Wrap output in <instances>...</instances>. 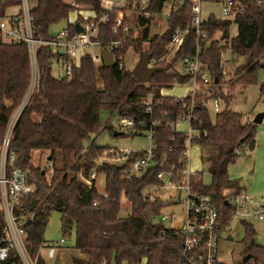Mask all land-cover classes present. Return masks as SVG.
Wrapping results in <instances>:
<instances>
[{
	"label": "trees",
	"instance_id": "obj_1",
	"mask_svg": "<svg viewBox=\"0 0 264 264\" xmlns=\"http://www.w3.org/2000/svg\"><path fill=\"white\" fill-rule=\"evenodd\" d=\"M166 1L149 0L148 10L158 13ZM19 2L0 0V20L5 18L8 7ZM69 2L88 7L97 16L104 12L100 0H35L30 15L38 35L43 38L53 36L49 32L50 27L66 21L74 10ZM187 6L188 1L184 0L178 11L165 22L166 29L161 34L150 36L149 29L145 28L140 36H136L130 29L123 44L112 51L113 66L102 63L96 67L90 56L85 55L80 67L73 71L69 79L53 75L49 47H39L36 56L39 71L37 91L30 96L18 116L9 143V152L17 157L16 165L30 170V182L35 188L33 193L19 199L13 212L17 217H25V248L36 264H42L38 252L52 211L59 213L63 238L74 230V248L84 256L74 258V264H195L191 255L182 257L181 235L166 228L157 219L165 203L159 199L148 201L142 195L144 188L159 182L156 179L159 171L177 163L188 145L215 148L208 164L210 184L203 185L200 180H195L193 186L199 193L209 196L215 204L222 227L228 224L232 207L225 204L229 200L227 191L238 192L240 188L237 180L230 179L227 168L237 158L234 150L241 148V139H245L244 143L253 142L257 125L242 122L241 114L227 108L211 116L207 109L200 106L203 94L198 91L191 110V125L198 136L188 138L186 133L170 130V126L178 122L182 114H188L190 97L176 99L162 96L160 91L190 81L191 77L178 72L175 66L183 58L195 55V31L189 28L170 65L163 60L155 63V67L164 68V71L154 74L146 84L138 83L130 70L119 68L120 58H124L130 48L138 55L145 52L152 59L163 58L174 28L185 27L189 23ZM118 11V8L106 11L109 19L99 27L104 42L121 37V34L111 33ZM129 11L124 15L127 21L131 20L133 14L132 8ZM136 20L140 26L150 25V19L137 17ZM232 24L237 28L234 37L229 36ZM67 29L74 33L73 25H68ZM205 31L215 41L202 43L198 57L208 74L218 79L213 86L216 88L213 96L227 103L229 95L217 92L220 85L226 83L220 79L222 55L229 49L233 56L244 61L251 57L250 65L240 75L231 76V86L248 85L255 81L256 70L264 68V8L255 2H247L244 12L232 21L217 19L210 13L205 21ZM223 33L222 43L220 38ZM145 44H148L147 51H144ZM29 78L30 66L25 44L0 42V144L11 115L25 96ZM260 92L264 95V84L260 86ZM149 96L153 102L150 114L145 113L144 103H139ZM101 110L114 111L118 118L126 116L135 119L134 129H119L121 136L146 134L152 121L159 122L153 127L152 135L156 165L143 177L126 179L122 176L123 167L110 163L103 162L97 166L98 159L110 147L94 145L91 137L106 129L109 132L115 130L103 126L99 116ZM86 142L89 143L87 146L84 145ZM36 150L49 152L50 159L57 152L60 153L61 167L54 168L49 179L45 177L46 169L30 165V154ZM136 155L130 156L127 162H131ZM93 171L96 176H104L102 193L97 191L95 180L90 187L81 180L80 176L87 178ZM104 195L107 197L104 198ZM122 199L130 204L129 212L123 215ZM0 225L3 226L1 207ZM243 228L245 247L242 254L250 258L245 262L241 259L238 264H264V251L254 242L256 234L253 226L243 223ZM12 263L22 264L14 248H10L7 259L0 262Z\"/></svg>",
	"mask_w": 264,
	"mask_h": 264
},
{
	"label": "built area",
	"instance_id": "obj_2",
	"mask_svg": "<svg viewBox=\"0 0 264 264\" xmlns=\"http://www.w3.org/2000/svg\"><path fill=\"white\" fill-rule=\"evenodd\" d=\"M184 0H167L163 8L158 12H151L148 10L149 0L129 1L128 9H133V15L137 13L142 19H153L158 14L162 13L165 22L170 16L176 13ZM187 12L189 15V23L185 27L178 26L174 28L169 44L166 47V54L159 60L150 59L148 61L149 67H154L158 61H165L170 65L172 60L184 42L185 36L189 28L195 31L196 53L193 57H185L178 64L181 73L189 75L193 82L192 93L190 97V106L188 114H182L178 121L185 123L187 129L185 131H178L174 125L170 126L172 132H183L188 135V138L198 136L192 128L191 122L193 116L191 110L195 103V94L202 89L203 96L199 104L202 108L207 109L210 114H217L221 111L219 106V99L213 96L214 77H211L206 71L205 66L200 61L199 46L209 44L215 39H210L208 33L205 31V21L208 15L203 17L202 4L203 3H217L220 6V15L217 19H227L232 21L235 16L240 15L246 9L247 2H255L257 6L264 8V0H187ZM69 5L74 8L73 11L81 9L80 6L74 2H69ZM19 12L16 17L0 20V42L2 43H20L23 42L28 53V60L30 66V78L25 96L21 103L15 109L9 123L5 129L2 141L0 144V207L3 214V226L0 229V262L7 259L8 250L14 248L17 252L22 264H36V260L32 259L28 254L25 243V231L23 224L25 217L15 216L13 209L19 199L33 193L35 188L30 182L31 172L29 169H22L16 165L17 157L15 153L9 152V143L11 133L15 122L21 111L26 106L29 98L37 91L38 87V66H37V51L41 46H47L50 50V62L53 67L55 64L61 69V77L69 79L75 69L80 67V61L85 55H89L94 65L98 67L103 63L102 50L107 49L111 54L112 51L117 50L124 42V39L129 35L131 29V22L125 20L122 9H119L114 26L111 29L112 35L121 34L119 38L111 39L107 42L102 41L99 27L101 24L108 21V13L106 11L116 8L111 4L106 6L105 3L101 6L104 9L100 15H95L92 18H85L78 20L81 30L72 34L67 28L53 34L51 38H43L38 35L37 31L32 26V17L30 15L31 8L28 6V0H20ZM164 9H166L165 12ZM214 14V13H213ZM75 22V23H76ZM72 23L70 25H73ZM74 28V27H73ZM105 45V47H103ZM98 46L101 48L99 53H87L86 49L89 47ZM114 60V56L112 54ZM123 59L120 58L119 68L123 69ZM221 75L220 79L224 82L228 78V71L226 66L228 59L221 58ZM163 89L160 91L162 96ZM182 99V98H176ZM145 105V113L150 114L153 108L152 98L149 96L143 102ZM160 103V102H159ZM248 115L242 116V122H246ZM119 126L121 130H130L136 127V122L133 117H119ZM159 124L158 121H152L151 127L146 132V137L149 145L143 149H127L110 147L104 152V156L98 159V165L102 163L114 164L118 167H123L122 176L126 179H139L143 177L147 171L156 165L154 160L152 143L153 127ZM134 153L137 155L131 162H127L130 156ZM234 154L239 156L240 149H235ZM187 148L181 154L177 163H172L165 170L159 171L156 174L157 184L149 185L143 189L142 195L148 201L158 199L159 190L174 191L177 194L175 203L184 207V224L181 230H174L179 233L182 238V257L191 255L195 264H217L219 261V242L223 232L231 222L239 223L243 227V223H248L255 226L253 222H259L264 226V194L260 200L262 202H255L253 197L245 190L227 191L228 202L232 207L231 217L228 224L222 227L221 218L215 204L210 197L199 193L194 189L193 182L200 180L198 173L191 171L187 167ZM81 180L90 187L92 181L96 178V173L93 171L89 177ZM107 195H104L106 198ZM160 200V199H159ZM171 197H167L163 202L164 206L170 205ZM173 203V202H172ZM96 205V202L94 203ZM163 206V207H164ZM162 207V208H163ZM162 208L158 212L157 219L163 224L167 220H173L174 217L166 216L162 212ZM256 234V233H255ZM227 235V234H226ZM62 241V240H61ZM259 247L264 251V235L262 236ZM13 264V263H12ZM101 264H106L102 262Z\"/></svg>",
	"mask_w": 264,
	"mask_h": 264
},
{
	"label": "rangeland",
	"instance_id": "obj_3",
	"mask_svg": "<svg viewBox=\"0 0 264 264\" xmlns=\"http://www.w3.org/2000/svg\"><path fill=\"white\" fill-rule=\"evenodd\" d=\"M35 5V0H28V6L32 8ZM14 9V7H9V10ZM202 14L203 17L209 13H215L217 16L220 15V6L217 3L205 2L202 4ZM7 11V12H8ZM164 9L163 12H165ZM73 12V11H72ZM70 13V16L72 15ZM139 15L135 13L130 22L131 30L134 32V35L140 36L145 28L149 29L150 36L161 34L166 29V23L163 17V14H158L155 18L150 19L149 27L140 26L137 22V17ZM66 26V21H61L55 25H52L49 29L50 33H56L61 29H64ZM235 28L232 26L229 29V36H235ZM221 40V39H220ZM223 43V40H221ZM148 44L144 45V51H147ZM101 50L98 46L89 47L86 49L87 53L95 52L99 53ZM223 57L228 59V64L226 69L228 71V78L225 80L226 83L220 85L219 91L222 92V95H229V100L224 103L223 100L219 99V106L221 109L227 108L231 112L238 114L248 115V121H252L255 115L258 113L264 112V95L260 92V86L264 84V68H258L255 74V81L248 85L236 84L231 86L233 71L235 67L244 62L241 58L233 56L229 49H226ZM139 55L134 52L132 48L128 49L126 55L123 59L124 68L131 70L137 63ZM264 61V57H262ZM177 71L180 70L179 64H177ZM52 73L56 77H61L62 71L55 64L52 67ZM224 81V82H225ZM193 82L190 80L185 84L174 85L172 89H164L166 95H172L176 97H183L191 95L192 93ZM200 91V90H199ZM216 91V88L213 87V93ZM198 93V92H197ZM196 95V94H195ZM214 114L211 113V116ZM100 120L103 126L111 127L115 129L113 132H109L107 129L100 132L97 136L91 137V142L96 146L102 147H115V148H127V149H143L149 145V141L146 137V134L136 135L133 137L130 136H121L114 135L115 132H120V126L118 121V115L114 111L101 110L99 113ZM174 126L180 131H185L187 125L178 121ZM184 126V127H182ZM255 141L254 145L251 147L247 142L241 145L240 151L241 154L237 156L234 163L230 164L227 168L228 175L230 179L237 180L238 183L243 184L247 188H251L252 196L255 199V202H262L261 192L264 194V122L260 123L256 127V134L253 139ZM89 143H84L87 146ZM189 146V145H188ZM197 148H200V153L197 151ZM189 160L190 165L193 169L199 170L203 175V182L207 183L209 180L208 176V164L210 157L215 153L214 147L209 146H200V145H190L189 146ZM49 152L47 151H32L30 154V165L33 168L46 169L45 177L50 178L52 170L54 168L61 167V156L57 152L53 159H50ZM98 164V162H97ZM95 187L99 193H102L104 188V176L98 174L95 178ZM257 188V189H254ZM262 194V195H263ZM158 199L161 201L165 200L167 197H171L170 205L164 206L162 212L166 216H173V220H167L163 223L166 228L181 230L184 224V207L175 203L177 194L174 191L159 190L157 195ZM173 202V203H172ZM122 210L121 213L126 214L130 210V204L125 199H122ZM255 233L254 242L258 244L264 235V226L255 222ZM226 234H230L232 239L229 240L226 237ZM43 243L38 252L39 262L42 264H74V258H84L74 248L75 243V233L74 230H71L70 234L65 238L62 237L61 227H60V216L57 211H52L48 219V224L46 226ZM62 239V241H61ZM244 239V230L239 223L231 222L226 230L223 232L220 242H219V261L225 264H238L243 257L242 250L245 247L243 243Z\"/></svg>",
	"mask_w": 264,
	"mask_h": 264
},
{
	"label": "water",
	"instance_id": "obj_4",
	"mask_svg": "<svg viewBox=\"0 0 264 264\" xmlns=\"http://www.w3.org/2000/svg\"><path fill=\"white\" fill-rule=\"evenodd\" d=\"M73 27H74V30L76 33H78L81 30L80 24L78 22H76ZM223 38H224V33L220 39L223 40ZM150 59H151L150 54L145 53V52L140 53L137 63L130 70V73L132 74V76L140 84L148 83L154 74H156L160 71H164V68L155 67V66L149 67L147 64H148V61ZM102 60H103V64L105 66H113L114 65V60L112 58V54L107 49L102 50ZM250 62H251V57L248 56L243 63H241L235 67V69L233 71V75L234 76L240 75L250 65ZM214 83L215 84L218 83V79L216 77H214ZM263 118H264V112L258 113L252 119V123L258 125L262 122ZM120 134H121L120 132L114 133L115 136L120 135ZM244 141H245V139H241L240 143H244ZM48 160H50V158ZM225 204H227V202H225ZM0 229H1V225H0ZM228 239H231L230 235L228 236ZM249 258H250L249 255H244L242 257V262L247 261Z\"/></svg>",
	"mask_w": 264,
	"mask_h": 264
},
{
	"label": "crops",
	"instance_id": "obj_5",
	"mask_svg": "<svg viewBox=\"0 0 264 264\" xmlns=\"http://www.w3.org/2000/svg\"><path fill=\"white\" fill-rule=\"evenodd\" d=\"M101 1V3L102 4H104L105 3V5L106 6H109L110 5V2H111V4H113V6L114 7H116V8H118V9H124V11H123V14L125 15V14H127V13H130V11H129V9H128V4H129V0H100ZM10 7H14V9H12V10H7V9H9V7L6 9V12H5V18H8V19H11V18H14V17H16L17 16V14H18V12H19V6H18V4L17 5H12V6H10ZM34 7V6H33ZM32 7V8H33ZM8 11V12H7ZM71 13V12H70ZM214 15L215 16H217L215 13H214ZM94 16V12L92 11V10H90V8H88V7H81V9H78V10H75V11H73L72 12V15L70 16V14H69V16H68V19L66 20V26H65V28H67V26L68 25H70V24H72V23H75L76 21H77V19H79V20H81V19H85V18H92ZM131 16H133V14L131 15ZM234 27L235 28V31H237V28H236V26L234 25V24H232L230 27ZM64 28V29H65ZM230 29V28H229ZM62 30V29H61ZM57 33V32H56ZM53 34H55V33H53ZM236 34V33H235ZM177 66H175V69L177 70V68H176ZM202 89L203 88H200L199 90L202 92ZM166 91V90H165ZM165 91H163V94L165 95V96H172V95H166L165 94ZM188 96V95H187ZM172 97H175V98H179V97H176V96H172ZM184 97H186V96H183V97H180V98H184ZM262 113V112H261ZM249 119H247V121L246 122H244V123H247V122H250V121H248ZM252 122V121H251ZM262 122H264V118H263V120H262ZM261 122V123H262ZM182 127H184V126H182ZM177 129V128H176ZM178 130V129H177ZM179 130H182V129H179ZM178 130V131H179ZM254 143H255V141L253 140V142H250V143H248L249 144V146L251 147L252 145H254ZM190 146V145H189ZM189 146H187V167L191 170V171H193V172H196V173H198L199 174V176H200V181L202 182V184L203 185H209L210 184V182H211V176H210V174L208 173V176H209V180H208V182L207 183H204L203 182V175H202V173L199 171V170H195V169H193L192 167H191V165H190V160H189V154H190V151H189ZM197 151L200 153V151H201V149L200 148H197ZM239 184V188H240V190H245V191H247L251 196H252V193H250L251 192V188H247V186L245 187L243 184H240V183H238ZM264 187V186H263ZM254 189H257V188H254ZM262 194H263V191L261 192V196H262ZM253 197V196H252ZM253 199H254V197H253ZM255 200V199H254ZM253 223H255V222H253ZM243 230H244V228H243ZM230 234H227L226 235V237L225 238H227L228 239V236H229ZM231 236V235H230ZM231 239H232V236H231ZM231 239H229V240H231ZM241 252H243V250L241 251ZM242 259V258H241Z\"/></svg>",
	"mask_w": 264,
	"mask_h": 264
}]
</instances>
